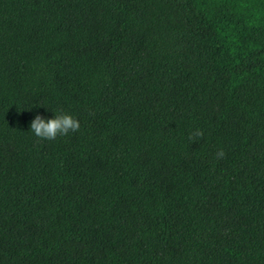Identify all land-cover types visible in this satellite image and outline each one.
I'll return each mask as SVG.
<instances>
[{"label":"trees","instance_id":"trees-1","mask_svg":"<svg viewBox=\"0 0 264 264\" xmlns=\"http://www.w3.org/2000/svg\"><path fill=\"white\" fill-rule=\"evenodd\" d=\"M0 264H264V0H0Z\"/></svg>","mask_w":264,"mask_h":264},{"label":"clouds","instance_id":"clouds-1","mask_svg":"<svg viewBox=\"0 0 264 264\" xmlns=\"http://www.w3.org/2000/svg\"><path fill=\"white\" fill-rule=\"evenodd\" d=\"M80 122L70 113L65 112L63 109H58L54 112V117L45 119L37 114L30 123V131L41 140H55L58 136H68L69 133L79 131ZM204 135L203 130L197 129L192 132L189 139L197 141V138H202ZM225 156L224 150L221 148L217 151V159H223Z\"/></svg>","mask_w":264,"mask_h":264}]
</instances>
